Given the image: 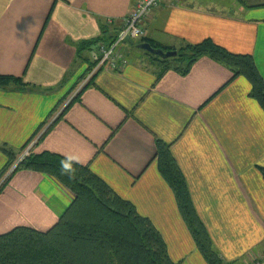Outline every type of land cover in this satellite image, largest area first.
<instances>
[{
	"label": "crops",
	"instance_id": "0c3cea01",
	"mask_svg": "<svg viewBox=\"0 0 264 264\" xmlns=\"http://www.w3.org/2000/svg\"><path fill=\"white\" fill-rule=\"evenodd\" d=\"M142 1L0 0V76L25 85L0 88V175L10 161L4 149L89 167L152 222L175 264H208L160 174L161 140L222 260L250 264L264 255V111L249 81L209 58L185 76H160L130 41L123 71H101L80 89L94 50L85 43L116 39ZM143 26L145 43L163 49L211 40L251 56L264 79V0H164ZM74 201L55 178L19 171L0 194V236L22 227L46 233Z\"/></svg>",
	"mask_w": 264,
	"mask_h": 264
},
{
	"label": "trees",
	"instance_id": "16d2710c",
	"mask_svg": "<svg viewBox=\"0 0 264 264\" xmlns=\"http://www.w3.org/2000/svg\"><path fill=\"white\" fill-rule=\"evenodd\" d=\"M145 41H139V45L146 44ZM100 43L108 42L99 40L85 44L93 50ZM150 45L165 53L172 51ZM177 53L176 58L167 60L146 55L151 65L159 69L160 76L170 70L185 76L200 59L209 58L230 70L232 79H247L252 87L251 97L264 111V79L253 57L233 55L211 40L195 46L186 45ZM11 86L21 89L25 87L21 79L0 76V88ZM80 94L59 119L79 101ZM156 146L160 174L174 192L180 214L198 251L208 264H230L224 262L215 250L196 212L185 177L171 147L161 140H157ZM4 153L10 161L0 175V180L16 160L15 155L7 149H4ZM19 171H31L55 178L74 194L75 201L58 224L46 233L22 227L0 236V264H175L169 257L165 241L152 222L140 216L130 202L120 198L89 167L48 152L32 154L6 180L0 188V194L11 177ZM261 171L264 176V169Z\"/></svg>",
	"mask_w": 264,
	"mask_h": 264
},
{
	"label": "built area",
	"instance_id": "2783aa9c",
	"mask_svg": "<svg viewBox=\"0 0 264 264\" xmlns=\"http://www.w3.org/2000/svg\"><path fill=\"white\" fill-rule=\"evenodd\" d=\"M164 0H143L137 7L136 11L125 18L119 27L116 39L108 43L98 44L92 52V68L89 74L82 82L80 89H83L90 81L101 71L121 72L128 66V60L123 54V49L130 41H142L146 38L144 22L150 16L153 10L158 8ZM30 152L27 151L11 167L4 180L9 178L28 157ZM263 257L254 259L252 263L262 260Z\"/></svg>",
	"mask_w": 264,
	"mask_h": 264
},
{
	"label": "water",
	"instance_id": "95a60500",
	"mask_svg": "<svg viewBox=\"0 0 264 264\" xmlns=\"http://www.w3.org/2000/svg\"><path fill=\"white\" fill-rule=\"evenodd\" d=\"M140 49H142L143 51H145L146 53H148L150 55L158 56L164 60L176 58L178 56V53L174 52V51H170L168 53H165L163 51L155 50L154 48H152V46L150 44L141 45Z\"/></svg>",
	"mask_w": 264,
	"mask_h": 264
},
{
	"label": "rangeland",
	"instance_id": "374dc122",
	"mask_svg": "<svg viewBox=\"0 0 264 264\" xmlns=\"http://www.w3.org/2000/svg\"><path fill=\"white\" fill-rule=\"evenodd\" d=\"M223 1H228V0H223ZM231 2H233V4L235 5V6H242V5H245V4H251V3H254L255 2V0H231ZM146 53V52H145ZM27 151H29L30 152V149H27V150H25V151H23L20 155H19V157L15 160V162H17V160L20 158V157H22ZM30 155H31V153H30ZM30 157V156H29ZM15 162H14V164H15ZM13 164V165H14ZM12 165V166H13ZM11 166V167H12ZM11 167L5 172V174H4V176H3V178L0 180V188L2 187V185L6 182V180L8 179H6V180H4L3 181V179L6 177V175H7V173L8 172H10V169H11ZM261 257H263L262 258V260H264V255H262V256H260V258ZM258 259V258H257ZM253 261H251V263L250 264H257L258 262L257 261H255L254 263H252ZM260 263H264V261H259Z\"/></svg>",
	"mask_w": 264,
	"mask_h": 264
}]
</instances>
